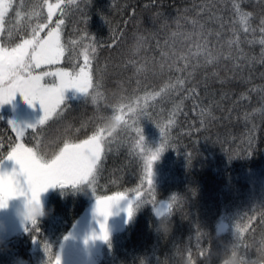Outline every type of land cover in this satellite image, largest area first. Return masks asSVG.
Here are the masks:
<instances>
[{
  "label": "trees",
  "instance_id": "trees-1",
  "mask_svg": "<svg viewBox=\"0 0 264 264\" xmlns=\"http://www.w3.org/2000/svg\"><path fill=\"white\" fill-rule=\"evenodd\" d=\"M236 6L251 13L247 33ZM61 7L71 55L59 66L94 56L100 95L96 104L83 95L64 101L62 115L41 126L40 136L25 131L23 143L39 141L51 156L65 139L79 142L111 127L101 117L122 103L173 87L146 104L141 99L135 114L124 109L126 123L105 138L95 183L54 188L44 216L0 240V264H56L58 256L61 264H237V257L264 264V0H76ZM34 9L43 13L29 19ZM46 17L42 0H13L0 44L14 46ZM59 18L57 10L53 22ZM10 116L0 110V158L16 143ZM161 129L168 146L153 162L150 188L144 159L161 146ZM117 193L144 203L100 249L92 239L85 244L95 201ZM168 204L164 230L155 208Z\"/></svg>",
  "mask_w": 264,
  "mask_h": 264
},
{
  "label": "snow or ice",
  "instance_id": "snow-or-ice-1",
  "mask_svg": "<svg viewBox=\"0 0 264 264\" xmlns=\"http://www.w3.org/2000/svg\"><path fill=\"white\" fill-rule=\"evenodd\" d=\"M42 2L46 6V20H37L34 25L30 24V33L27 36H22L14 46L0 44V107L10 104L18 94L29 107L38 104L42 111V116L33 125L21 127L13 121L8 122L16 134V143L10 146L6 156L0 158V181L8 186L10 195L31 191L32 199H34V193L37 190L46 191L52 188L64 189L66 187L90 188L96 181L106 154V136L111 137L119 125L126 123L122 116L124 109L135 114L140 107L141 99L146 104L149 99L154 100L166 92L169 87H173L168 85L161 88L160 91L148 92L143 97H136L134 102L122 103L113 109L111 117H101V119L106 118L113 121L111 127H99L92 135L79 142H74L71 138L65 139L62 147H59V150L53 152L51 156L42 152L39 141L32 146L21 142L26 130L30 129L40 136L41 126L46 125L54 117L58 118L62 115L66 91L74 90L76 93L82 94L86 98V102L90 99L93 104L97 103V98L100 95L97 91L100 87L99 77L93 69L95 57L90 56L87 52L83 54V63L77 62L71 69L57 67L53 70V66L64 62L66 54L71 55L66 44L62 42L61 26L65 23L62 17L66 14L67 9L61 7V2H66L71 6L76 3V0H58L56 4H51L48 0H42ZM11 10H13V0H0V35L3 34L5 17ZM57 10L61 12V18L53 22V16ZM42 13L43 9L40 11L34 9L28 16L31 19L40 17ZM16 15L19 17L20 12L17 11ZM236 15L243 31L247 33L250 27L251 13L242 12L239 6H236ZM260 32L264 34V21H261ZM72 43L76 42L72 41ZM230 43L238 44L239 37ZM259 43L264 47V35ZM91 50L93 53L96 51L94 47ZM177 83L182 85L185 81L178 80ZM135 131L140 135V140L144 141L141 129L137 127ZM161 137V146L155 152H149V155L144 159L146 179L150 188L152 186L153 162L168 146L166 133L163 129H161ZM6 161L11 162L10 169L3 167ZM6 200L7 197H5ZM121 202L126 203V207L122 210L129 218L133 216L136 208L144 203L138 197L135 201L129 199L124 193L108 196L104 200H96L93 217L97 221L99 230L85 238V244L89 239L108 241L107 221L114 214V209L120 210ZM6 206V202L0 203V209ZM170 209V204L155 208L158 215H168ZM235 231L241 233L239 225L236 226ZM45 251H47V246H45ZM56 264H61L59 256L56 259Z\"/></svg>",
  "mask_w": 264,
  "mask_h": 264
},
{
  "label": "rangeland",
  "instance_id": "rangeland-1",
  "mask_svg": "<svg viewBox=\"0 0 264 264\" xmlns=\"http://www.w3.org/2000/svg\"><path fill=\"white\" fill-rule=\"evenodd\" d=\"M57 67L60 66L59 65L53 66V70ZM49 79L51 80V78ZM80 95L82 94L76 93L74 90H68L65 93V101L73 98H77ZM0 110L11 111V116L9 118V121H13L17 125H20L21 127L35 124L42 116V111L38 104H34L33 106L29 107L27 104L24 103L22 97H20L18 94L10 104H6L0 107ZM10 127L12 129L11 125ZM3 167L10 169L12 167L11 162H7V161L4 162ZM53 189L54 188L46 190L40 195V200L42 201L43 204V210L46 206L48 197ZM5 197H7L6 201H5ZM128 198L135 201L136 195L128 196ZM31 199H32L31 191L10 195L9 189L5 185H0V203L6 202L7 204L6 207L0 209V240H5L6 238L11 236H17L21 234L28 225L32 224L31 221L24 220L21 215L22 212L21 202L24 200H31ZM124 207H126V203L121 202V205L119 206L120 210H116V209L113 210L114 214L110 216V218L107 221V229L109 234L116 231L122 224H124L129 219L126 213L122 210ZM98 230H99L98 224L96 219L94 218V222L86 228V232L87 231L90 233L91 231L98 232ZM92 242L93 244H95L96 247L100 249L104 241L93 240ZM75 264H79V263L77 262Z\"/></svg>",
  "mask_w": 264,
  "mask_h": 264
},
{
  "label": "clouds",
  "instance_id": "clouds-1",
  "mask_svg": "<svg viewBox=\"0 0 264 264\" xmlns=\"http://www.w3.org/2000/svg\"><path fill=\"white\" fill-rule=\"evenodd\" d=\"M0 185H5L7 188L8 186L3 182L0 181ZM44 191H36L34 193V199L31 200H24L21 202L22 212L21 215L24 220L31 221L32 223H36L37 219L44 216L43 204L40 200V195ZM155 215L158 218V227L163 228L164 230L167 229V215H158L155 210ZM237 264H244L242 258L237 257Z\"/></svg>",
  "mask_w": 264,
  "mask_h": 264
}]
</instances>
